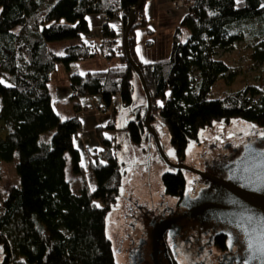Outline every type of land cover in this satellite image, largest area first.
Here are the masks:
<instances>
[{
    "label": "trees",
    "instance_id": "obj_1",
    "mask_svg": "<svg viewBox=\"0 0 264 264\" xmlns=\"http://www.w3.org/2000/svg\"><path fill=\"white\" fill-rule=\"evenodd\" d=\"M138 1L0 0V121L6 131V138L0 135V153L14 148L19 176V185L11 186L5 198L0 194V264H118L106 226L122 186V165L104 127L98 126L102 147L88 165L95 186L91 189L84 181L79 193L72 189L65 175L66 155L72 170L83 174L74 146L82 123L77 114L63 118L55 111L49 81L57 64L63 63L72 97L101 95L109 104L112 95L119 93L131 113L127 134L135 142L149 138L144 90L127 60L123 38L118 42L109 24L118 17L124 35L130 9ZM185 1L187 12L174 32L169 57L144 62L137 56L136 29L146 25L144 3L128 36L131 56L151 94L150 123L155 129L157 122L168 127L179 157L185 155L190 140L215 120L238 117L264 127L260 86L250 84L212 96L213 86L230 69L219 50L244 40L251 61H264V0ZM90 14L107 16L99 46L82 38L91 30ZM182 30H186L185 39L180 38ZM106 37L118 42L120 50L114 51ZM66 38L79 42L67 46L63 54L48 46L50 41ZM100 51L107 58L118 57L119 63L84 74L70 70L71 63L93 58ZM115 112L106 127L115 128ZM163 182L169 193L182 185L177 173L165 172Z\"/></svg>",
    "mask_w": 264,
    "mask_h": 264
},
{
    "label": "flooded vegetation",
    "instance_id": "obj_2",
    "mask_svg": "<svg viewBox=\"0 0 264 264\" xmlns=\"http://www.w3.org/2000/svg\"><path fill=\"white\" fill-rule=\"evenodd\" d=\"M228 144L190 161L169 157L186 166L166 171L180 175L176 192L124 197L116 248L123 264H264V176L239 167L264 156V127Z\"/></svg>",
    "mask_w": 264,
    "mask_h": 264
},
{
    "label": "rangeland",
    "instance_id": "obj_3",
    "mask_svg": "<svg viewBox=\"0 0 264 264\" xmlns=\"http://www.w3.org/2000/svg\"><path fill=\"white\" fill-rule=\"evenodd\" d=\"M146 11V25H140L136 29V47L144 54H148L151 60H160L169 57L171 52V44L173 35L177 27L180 26V21L186 13V6L178 5L173 7L171 0L168 5L159 9L156 3H144ZM150 31V32H149ZM118 42L122 41L123 34L117 31ZM186 30H182L181 39H185ZM83 40L93 42L98 45L101 43L102 33L101 28H92L89 33L82 35ZM148 40H154L151 44H147ZM79 42L78 38H66L62 40H54L48 42V46L58 54H63L67 46ZM106 50V47H104ZM166 52V53H165ZM218 55L226 59L230 63L229 71L218 79L212 89V96L220 95L224 90H235L246 85L256 84L264 90V61L253 62L250 59V47L247 42L239 41L234 47L228 50H219ZM119 63L116 56L107 58L105 51H100L99 54L87 60H77L70 65V70L84 74L87 71L106 69L111 65ZM8 82V81H7ZM49 89L51 94L52 106L61 117H67L77 114L82 123L81 132L74 138V146L80 153V164L84 172L75 173L71 168L70 155L67 153V163L65 168L66 178L72 183V189L75 192L82 190L83 182L86 181L91 189L95 186V180L92 172L89 169V161L94 153L101 149V142L97 136L96 129L98 126H103L105 136L112 141V152L119 161V151L122 134L126 123L131 117L130 109L122 105L121 96L119 93L113 94L109 104L105 102L101 95H85L79 98L72 97L73 91L69 84L68 69L63 63H58L56 70L51 73L49 81ZM138 87L136 93L138 95ZM257 99V97H255ZM105 107V110L102 108ZM115 112V128L106 127L112 114ZM168 130V127L164 125ZM254 123L235 117L229 121L215 120L210 127H254ZM169 132V130H168ZM52 134V131L49 132ZM170 134V133H169ZM0 135L6 138V131L0 121ZM131 139V138H130ZM199 146L201 142L199 138L194 139ZM132 143L141 154L142 157H147L148 140L143 138L140 142ZM171 144V141H170ZM175 155L176 150L171 144ZM18 157L13 147L8 151L0 153V194L5 198L11 186L19 185V176L16 171V163ZM166 172V171H165ZM164 172V173H165ZM163 173V174H164ZM163 174L161 180L163 182ZM97 203L101 204L99 200Z\"/></svg>",
    "mask_w": 264,
    "mask_h": 264
},
{
    "label": "water",
    "instance_id": "obj_4",
    "mask_svg": "<svg viewBox=\"0 0 264 264\" xmlns=\"http://www.w3.org/2000/svg\"><path fill=\"white\" fill-rule=\"evenodd\" d=\"M144 0H139L137 5L132 6L127 17L125 31L123 35L124 49L128 62L132 65L134 71L137 73L141 82L147 100V112L145 115V127L149 134L147 157L144 158L138 152L132 143L127 131L122 134L119 163L122 165L123 177L122 186L120 188L117 200L107 214L106 231L112 240L113 248L115 250V257L118 264H123L116 248L119 238L123 235V229L120 226V203L127 195L135 196H149L154 199L161 197L164 184L161 180V175L169 169L186 167L185 165L174 164L169 157H174L175 152L170 144V134L166 127L157 122L156 129L150 123V115L152 113L151 94L146 84L144 75L139 65L131 56L129 49L128 36L129 32L136 21L138 11L143 5ZM263 127H210L201 129L198 133V138L201 144L198 146L194 139H191L185 154L188 156L187 161L192 160V156L198 153L210 156L214 151L224 148L226 142L228 145L234 143L239 144L249 136H253L255 130H262ZM158 132V133H157ZM159 134V135H158ZM264 156L259 158H248L241 162L240 169L249 170L247 174L254 176H264ZM253 164V165H252ZM214 177V176H213ZM220 181L219 179H217Z\"/></svg>",
    "mask_w": 264,
    "mask_h": 264
},
{
    "label": "crops",
    "instance_id": "obj_5",
    "mask_svg": "<svg viewBox=\"0 0 264 264\" xmlns=\"http://www.w3.org/2000/svg\"><path fill=\"white\" fill-rule=\"evenodd\" d=\"M147 2L156 3L159 9H165L163 7L168 5L169 0H145L144 1V3H147ZM186 12H187V10H186ZM143 16L145 19L147 18L145 8H143ZM87 20L89 22L90 27H92V28L100 27L101 33H102V25L105 23V19H104L103 15H101V14H90L87 16ZM109 24L114 27L115 33H116V38H117V33H118L117 31H120L122 33V23H121L120 19L118 17H114V18L109 20ZM101 41H102V39H101ZM150 41H151V43L153 41V44H154V40H150ZM171 46H172V44H171ZM140 49H141L140 47L139 48L136 47V53H137V56L140 60H142L144 62L158 61V60H151L149 58L148 54H145V52L143 54ZM160 60H162V59H160ZM71 187H72V183H71ZM77 193H79V192H77Z\"/></svg>",
    "mask_w": 264,
    "mask_h": 264
},
{
    "label": "built area",
    "instance_id": "obj_6",
    "mask_svg": "<svg viewBox=\"0 0 264 264\" xmlns=\"http://www.w3.org/2000/svg\"><path fill=\"white\" fill-rule=\"evenodd\" d=\"M171 5L173 7H176L178 5H184V6H188V3L185 1V0H171ZM104 16V19H105V22L107 21V16L106 15H103ZM105 40L107 42L110 43V46L114 49V51H119L120 48L118 47L117 44H114L111 42L112 38L111 37H106ZM102 110H105V107L102 108Z\"/></svg>",
    "mask_w": 264,
    "mask_h": 264
},
{
    "label": "snow or ice",
    "instance_id": "obj_7",
    "mask_svg": "<svg viewBox=\"0 0 264 264\" xmlns=\"http://www.w3.org/2000/svg\"><path fill=\"white\" fill-rule=\"evenodd\" d=\"M248 247H249V249H251V248L253 247V244H252L251 241H249V243H248Z\"/></svg>",
    "mask_w": 264,
    "mask_h": 264
}]
</instances>
